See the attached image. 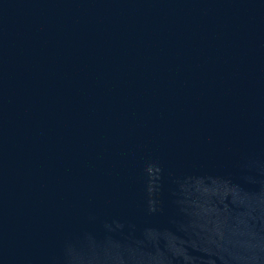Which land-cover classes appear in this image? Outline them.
I'll list each match as a JSON object with an SVG mask.
<instances>
[{
	"label": "water",
	"instance_id": "obj_1",
	"mask_svg": "<svg viewBox=\"0 0 264 264\" xmlns=\"http://www.w3.org/2000/svg\"><path fill=\"white\" fill-rule=\"evenodd\" d=\"M0 264H264V0H0Z\"/></svg>",
	"mask_w": 264,
	"mask_h": 264
}]
</instances>
